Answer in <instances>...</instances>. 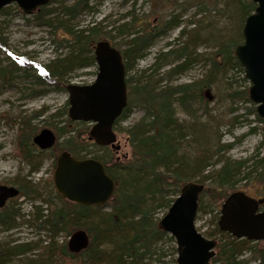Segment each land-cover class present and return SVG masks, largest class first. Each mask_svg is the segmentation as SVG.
<instances>
[{"label": "trees", "instance_id": "1", "mask_svg": "<svg viewBox=\"0 0 264 264\" xmlns=\"http://www.w3.org/2000/svg\"><path fill=\"white\" fill-rule=\"evenodd\" d=\"M58 1L51 0L48 6L57 4ZM69 1L63 0L58 9L46 10V7H43L38 12L39 19L44 24L53 26V21L58 23L55 29L66 33L68 38L65 42L73 43L71 51L64 58L52 60L47 66L35 65L40 74L38 79L46 80L50 84H59L74 70L90 66L95 62L96 45L102 41H111V37L109 38L111 33H104L99 23H89L85 29L80 30L72 28L69 21L76 19L82 12L90 11L91 8H89V0H78L72 5L68 4ZM160 1L163 4L168 2L170 4L171 0ZM224 5L228 14L235 17L236 33L239 29L244 30L247 18L256 10L253 0H224ZM57 12L64 18L67 17L69 21L60 20L58 16L50 19V16L56 15ZM4 14L10 12L4 9L0 15ZM170 17L164 19L161 27H154L149 23L143 24L140 31L133 33V37L126 42V49L122 50L126 65L128 106L115 124L116 134L124 132L121 122L134 109L143 112L142 118L125 131L130 147L128 157L119 159L122 149L117 152L110 147H98L89 139L90 132L88 138L85 137V133L69 135L74 132L69 128L75 129L79 125H84L83 123H75L68 118L63 128L57 127V143L53 150L59 152V155L69 152L77 159H87L91 154V148L103 151V156L92 158L104 164L107 175L116 183V192L112 200L104 207L80 206L61 198L54 191L50 200L45 201L48 205L53 204L54 209L49 211L48 215H42V208L37 207L33 225L40 232L47 231L51 242L44 247L46 241L43 239H39L38 243L19 244L16 240L13 242L16 245L9 251L0 243L1 264L7 263L12 257L31 254L35 249L43 250L41 262L31 260L29 264H57L59 257L77 260L81 264H143L156 252L155 247L158 243L162 241L175 243L169 234L160 229V218L157 215L162 211L165 213L164 216L167 214L185 185L195 182L197 178L200 181L196 183L204 186L206 182L211 181L210 188L207 189L205 186L200 196V209L205 197L213 201L212 206L216 201L225 202L231 195H227V192L246 178L240 177L243 171L250 169L251 166L256 170L263 169L259 181L264 183V156L252 165L251 162L255 160L252 158L242 161H221L220 168L210 173L207 169L210 167V160L224 147L219 146L218 150L212 153L210 139H205L201 132L203 130L200 129V132L198 130L200 125L186 127L178 117L180 111L188 117L197 116L199 112L208 116L206 89L211 88L213 77L226 68H237L244 72L235 59V49L243 43L244 35L234 37L236 34L234 32V36L220 46L218 53L210 61L208 77L210 80L206 78L192 83L174 84L175 75L188 70L191 64L186 58L190 55L188 51L190 46L161 50L156 54L151 66L135 73L138 62L143 59L157 38L169 28L180 26L178 16L171 13ZM135 23L136 20L123 23L118 28L119 33L130 36V33L137 28ZM182 35H185L184 31ZM189 38L191 39L190 35ZM195 38L197 37L193 39ZM0 47H7L1 38ZM180 58H185L184 62L178 63ZM25 64H28V61L23 57L14 58L13 61H9L7 68L0 70V75L8 79L13 72L25 68ZM29 64L33 67L31 63ZM234 96L247 100L245 92ZM63 114L68 115L66 110ZM39 115L42 116L43 111ZM58 116L60 115L54 114L52 118ZM258 121L262 123L260 118ZM30 125L31 121L26 119L18 131V156L34 172H39L41 155L36 152H41L35 149L36 145L33 143L37 129L30 128ZM255 131L256 129L251 130V132ZM63 135L70 137L61 143ZM193 141L196 148H193ZM225 147L229 149L232 146ZM184 150L192 152V155L190 156L188 152L182 154ZM56 163L57 161L55 165ZM205 172L208 173L204 175ZM22 185L19 190L21 193L24 192L25 196L32 194L34 199H42V195L31 186V182L23 181ZM19 217L26 218L25 215L20 216L13 208L6 206L0 210V227L6 231L13 230L17 227L16 220ZM81 230L87 232L89 245L86 250L78 254L72 253L68 244L58 245L54 240L61 234L71 238L74 233ZM215 237L220 239L217 240L216 255L211 264H248L251 261L264 264V249H260L259 244L254 245L252 241L239 240L223 233L218 224L213 232L208 233V239ZM246 251L252 256L248 261L242 259Z\"/></svg>", "mask_w": 264, "mask_h": 264}, {"label": "rangeland", "instance_id": "2", "mask_svg": "<svg viewBox=\"0 0 264 264\" xmlns=\"http://www.w3.org/2000/svg\"><path fill=\"white\" fill-rule=\"evenodd\" d=\"M62 1L59 0L57 4L46 6V10L60 8ZM77 1L70 0L68 4L72 5ZM89 8H91L90 11L80 13L73 21L59 15V12L50 16V19L58 16L60 20L69 21V25L76 30L85 29L92 22L99 23L104 33H111L110 42L122 51L127 47L126 42L133 37V33L140 31L143 24L149 23L154 27H161L164 19L171 18V13L178 16L180 26L169 28L159 36L154 45L145 53L143 59L138 62L135 70L136 73L151 66L155 61L156 54L161 50L190 46L188 50L190 55L186 58L191 61V64L188 70L175 75L174 84L209 79L212 57L218 53L220 46L234 36V32L236 33L235 17L228 14L224 0H171L170 4L169 2L163 4L160 0H89ZM6 9L10 14L0 15V38L7 46L0 47V70L7 68L9 61H13L14 58L23 57L28 61V64H25L23 70L13 72L8 79L0 75V185L15 186L20 189L23 187V181H27L31 182V186L42 195V199H34L32 194L25 196L22 192L19 198L8 204L7 207L13 208L18 215L26 216V218L19 217L16 220L17 227L11 231L0 227V243L4 244V249L9 251L16 245L13 243L16 240L19 244L38 243L39 239H43L46 241L43 244L44 247L51 242L47 231L40 232L33 225L37 207L42 208V215H48L54 209L53 204L52 206L48 205L45 201L50 200L53 192L56 191L54 173L59 152L53 149L41 151L36 146L35 149L41 152H36L41 155V168L39 172H34L18 156L17 140L21 124L27 119L31 121V127H29L37 129L36 135L48 129L58 136L57 127L63 128L66 125L65 121L69 118L68 115L63 114L65 110L68 113L70 108L69 93L66 87L72 84L91 85L96 81L99 71L95 61L90 66L74 70L59 84H50L46 80H39L40 74L35 65L47 66L52 60L64 58L71 51L73 43L65 42V39L68 38L66 33L55 29L58 23L52 20L53 26L44 24L39 19L40 13L26 15L16 4H12ZM133 20H136L135 27L137 28L130 33V36L121 35L118 28L123 23ZM183 31L185 35H182ZM240 34L243 35V30L239 29L234 37H238ZM195 36L197 38L193 39ZM184 60L185 58H180L178 63H182ZM167 69L165 68V70ZM250 88L251 83L246 79L245 71L226 68L213 77L211 88L206 89L208 91L206 96L208 116L202 115L204 114L202 112L194 117H188L181 111L178 114L180 121L186 127L200 125L198 130L199 132L203 130L201 132L205 139H210L212 153H215L219 146L224 147L210 160V167L207 168L210 173L220 168L221 161H242L252 158L255 159L251 162L252 165L264 156V124L263 121L262 123L258 121L260 117L257 113V105L249 98ZM241 92L247 93V100L240 96H234ZM42 111L43 115L40 116L39 113ZM54 114L60 116L54 119L52 118ZM142 116L141 110L134 109L121 122L124 132L117 133L118 141L122 146L119 159L130 155L128 136L125 131L139 121ZM83 124L75 129L69 128L74 131L69 135L85 133V137L88 138L91 125ZM252 129H256V131L251 132ZM69 135H63L60 142H65L70 137ZM188 139L193 138L188 137ZM193 143V148H196L194 141ZM229 145L232 147L227 149L225 146ZM186 152L190 156L192 155V152L187 150H184L182 154H186ZM90 153L88 158L104 155L103 151L95 148H91ZM207 173L205 172L204 175ZM261 173H263L262 168L256 170L252 166L250 169L244 170L240 178H246L229 190L227 195L244 192L255 199L264 198V183L259 181ZM199 181V178L195 179V182ZM210 183L211 181L206 182L207 189L210 188ZM212 202L209 198L203 199L196 220L197 230L206 238H208V233L214 231L220 220L224 200L216 201L213 206ZM164 214L162 211L157 217L161 220ZM69 239L70 237L61 234L54 240L58 245H67ZM219 239V237H215L211 240ZM255 244H259V248L264 249V242H255ZM155 250L153 256L147 258L143 264H178L176 243L162 241L156 245ZM42 255V249H35L31 254L12 257L4 264H29L31 260L40 263ZM250 257H252L250 252L246 251L242 259L248 261ZM57 264L81 263L67 257L64 259L59 257ZM248 264L256 263L251 261Z\"/></svg>", "mask_w": 264, "mask_h": 264}, {"label": "water", "instance_id": "3", "mask_svg": "<svg viewBox=\"0 0 264 264\" xmlns=\"http://www.w3.org/2000/svg\"><path fill=\"white\" fill-rule=\"evenodd\" d=\"M51 0H0V13L16 4L26 15L39 12ZM255 12L244 26V42L235 49V57L251 83L250 100L257 105V113L264 124V0H253ZM98 65L96 81L88 86L69 85V113L73 122L92 126L89 139L100 147L121 150L114 131L116 122L128 106L126 65L123 54L109 41L95 47ZM33 143L42 151L53 149L57 137L45 129L36 135ZM57 194L68 202L80 206H106L116 192V183L106 173L103 163L94 159H77L63 152L57 159L54 174ZM205 186L196 182L185 185L159 227L169 234L177 245L178 264H211L216 255L217 241L207 239L196 228L199 199ZM16 187L0 186V210L7 202L17 198ZM264 199H255L244 192L232 193L223 203L219 228L236 239L264 242ZM89 237L81 230L72 235L68 248L72 253L87 249Z\"/></svg>", "mask_w": 264, "mask_h": 264}, {"label": "flooded vegetation", "instance_id": "4", "mask_svg": "<svg viewBox=\"0 0 264 264\" xmlns=\"http://www.w3.org/2000/svg\"><path fill=\"white\" fill-rule=\"evenodd\" d=\"M3 186H6V185H3ZM11 187V186H10ZM15 199H17V198H15ZM15 199H11V200H9L8 202H7V206H8V204L10 203V202H12V201H15ZM17 201V200H16Z\"/></svg>", "mask_w": 264, "mask_h": 264}, {"label": "bare ground", "instance_id": "5", "mask_svg": "<svg viewBox=\"0 0 264 264\" xmlns=\"http://www.w3.org/2000/svg\"><path fill=\"white\" fill-rule=\"evenodd\" d=\"M72 85H74V84H72Z\"/></svg>", "mask_w": 264, "mask_h": 264}]
</instances>
